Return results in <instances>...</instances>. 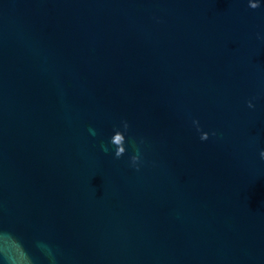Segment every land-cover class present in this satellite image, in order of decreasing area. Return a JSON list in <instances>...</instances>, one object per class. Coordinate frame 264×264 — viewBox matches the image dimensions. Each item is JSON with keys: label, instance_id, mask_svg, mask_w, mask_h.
Listing matches in <instances>:
<instances>
[{"label": "water", "instance_id": "water-1", "mask_svg": "<svg viewBox=\"0 0 264 264\" xmlns=\"http://www.w3.org/2000/svg\"><path fill=\"white\" fill-rule=\"evenodd\" d=\"M259 4L0 0V264H264Z\"/></svg>", "mask_w": 264, "mask_h": 264}, {"label": "clouds", "instance_id": "clouds-1", "mask_svg": "<svg viewBox=\"0 0 264 264\" xmlns=\"http://www.w3.org/2000/svg\"><path fill=\"white\" fill-rule=\"evenodd\" d=\"M248 7L252 8V9H256V8L260 7L259 0H248ZM248 107L249 108L254 107V105L251 103V101L248 102ZM193 124L197 125V130L199 131L198 122L197 121H193ZM122 125H123L124 131L126 132L127 129H128L127 122L126 121L125 122H122ZM90 132H92L93 134H95L94 133V130H91L90 129ZM214 134L215 133H213V135ZM200 139L201 140H207L208 139V133L201 132ZM109 143L114 146V156L116 158H120L121 156L124 155V153H125V147H124V144H125V135L123 134L122 131L115 130L114 131V134L110 137ZM102 149L105 152L108 150L107 147L104 146V145H102ZM260 157H261V159H264V150H262L260 152ZM139 160H140V153H139V150L137 149L136 154H134V155H132L130 157L131 165L133 167H137L138 168V162H139ZM30 259H32V258H30Z\"/></svg>", "mask_w": 264, "mask_h": 264}]
</instances>
